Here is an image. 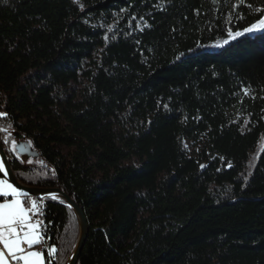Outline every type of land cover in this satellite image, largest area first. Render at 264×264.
<instances>
[{
    "label": "trees",
    "instance_id": "1",
    "mask_svg": "<svg viewBox=\"0 0 264 264\" xmlns=\"http://www.w3.org/2000/svg\"><path fill=\"white\" fill-rule=\"evenodd\" d=\"M232 3L0 0V143L83 211L76 264H264V31L228 37L264 2ZM33 200L64 264L77 221Z\"/></svg>",
    "mask_w": 264,
    "mask_h": 264
},
{
    "label": "snow or ice",
    "instance_id": "2",
    "mask_svg": "<svg viewBox=\"0 0 264 264\" xmlns=\"http://www.w3.org/2000/svg\"><path fill=\"white\" fill-rule=\"evenodd\" d=\"M220 0H211L213 5H216ZM264 2V0H262ZM245 0H239V3H232L233 9H238L240 5L244 4ZM253 12L264 11L261 8H252L247 5ZM81 7H83L81 5ZM121 11H124L123 9ZM231 18V17H230ZM243 19V17H237ZM135 19V17H133ZM143 19V17H141ZM87 23V21H85ZM147 21L144 22V27H148ZM140 27L139 24L136 25ZM143 30V29H141ZM111 31V27H109ZM257 31H264V15H261L250 26L244 27L243 30H237L233 32L228 30V37L230 40H234L245 34H250ZM115 37H113L114 39ZM108 36L105 35V40ZM224 44L228 43V40L223 41ZM219 46V45H217ZM245 95H248V90H243ZM167 107V105H165ZM7 113H0V118H5ZM248 121H245L247 123ZM0 131L5 129L0 128ZM8 143L7 139L4 141ZM18 146L15 140L12 141V150ZM187 147V145H185ZM223 160V157H221ZM31 163V161H29ZM4 161H0V171H4ZM231 167V164L228 165ZM205 165H201L204 168ZM247 179V177H245ZM0 197L11 199H4V202L0 203V264H45V253L43 251L34 250V246L42 245L46 247V254L49 264L57 252L55 245L47 247L46 233L42 230L43 220L39 217L43 216L41 210L43 204L38 207L37 201H31L29 207H26L28 194L22 190H18L11 182L0 179ZM21 197L25 199L22 200ZM58 194H52V199H57ZM51 223V222H49ZM7 257V258H6Z\"/></svg>",
    "mask_w": 264,
    "mask_h": 264
},
{
    "label": "water",
    "instance_id": "3",
    "mask_svg": "<svg viewBox=\"0 0 264 264\" xmlns=\"http://www.w3.org/2000/svg\"><path fill=\"white\" fill-rule=\"evenodd\" d=\"M13 136L15 137L16 142L18 144L15 150L14 151L12 150V152L16 155V157L20 158L21 160H24L26 158H35L37 156V153L30 147L29 143L22 138V135L15 132ZM0 161L5 162L4 171H0L2 177L6 181L11 182L15 187H17L18 190H22L24 193H27L31 197H34L41 201L43 200L58 201L71 210L77 221L78 231L72 249L64 264H76L78 260V256L85 243L89 230L87 221L85 219V216L81 208L59 188L56 187L41 188V187L30 186L16 179L12 171L9 158L6 152L4 151L1 143H0ZM52 194H58V198L52 199Z\"/></svg>",
    "mask_w": 264,
    "mask_h": 264
},
{
    "label": "built area",
    "instance_id": "4",
    "mask_svg": "<svg viewBox=\"0 0 264 264\" xmlns=\"http://www.w3.org/2000/svg\"><path fill=\"white\" fill-rule=\"evenodd\" d=\"M39 219H41V217H39ZM42 230H43V228H42ZM50 246H52V245L50 244V240H49V237H48V239H47V247H50ZM34 248L37 251H43L45 253V264H49L48 257H47V254H46V247H43L42 245H36V246H34ZM51 264H55L54 257L51 260Z\"/></svg>",
    "mask_w": 264,
    "mask_h": 264
},
{
    "label": "rangeland",
    "instance_id": "5",
    "mask_svg": "<svg viewBox=\"0 0 264 264\" xmlns=\"http://www.w3.org/2000/svg\"><path fill=\"white\" fill-rule=\"evenodd\" d=\"M262 141H264V135L261 136V142H262ZM260 148H261V143H260L258 149H260ZM28 159H29V158H26V159H24L23 161H27Z\"/></svg>",
    "mask_w": 264,
    "mask_h": 264
},
{
    "label": "crops",
    "instance_id": "6",
    "mask_svg": "<svg viewBox=\"0 0 264 264\" xmlns=\"http://www.w3.org/2000/svg\"><path fill=\"white\" fill-rule=\"evenodd\" d=\"M0 179H3V180H5L3 177H1L0 176ZM4 199H11V197H8V198H4ZM4 199H2V200H0V203H2V202H4ZM22 199V198H21ZM2 247V246H1ZM34 250H36L35 248H34ZM7 258V257H6Z\"/></svg>",
    "mask_w": 264,
    "mask_h": 264
}]
</instances>
